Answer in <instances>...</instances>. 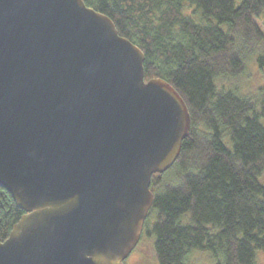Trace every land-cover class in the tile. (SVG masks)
Segmentation results:
<instances>
[{"label":"water","instance_id":"1","mask_svg":"<svg viewBox=\"0 0 264 264\" xmlns=\"http://www.w3.org/2000/svg\"><path fill=\"white\" fill-rule=\"evenodd\" d=\"M84 0H0V186L25 211L0 264H124L191 115Z\"/></svg>","mask_w":264,"mask_h":264},{"label":"trees","instance_id":"2","mask_svg":"<svg viewBox=\"0 0 264 264\" xmlns=\"http://www.w3.org/2000/svg\"><path fill=\"white\" fill-rule=\"evenodd\" d=\"M145 53V78H163L186 101L191 126L175 164L153 176L144 231L159 264H258L264 253V87L244 96L221 80L249 59L264 70V0H84ZM25 211L0 186V241ZM156 222L150 227V219ZM144 233V232H143ZM259 251V252H258Z\"/></svg>","mask_w":264,"mask_h":264},{"label":"rangeland","instance_id":"3","mask_svg":"<svg viewBox=\"0 0 264 264\" xmlns=\"http://www.w3.org/2000/svg\"><path fill=\"white\" fill-rule=\"evenodd\" d=\"M244 0H236V5L240 6ZM259 26L264 32V14L257 19ZM256 60L249 59L244 71L236 78H227L221 80V84L233 87L239 90L244 96L256 97L260 89L264 87V70L259 69ZM156 222L155 218L150 219V227ZM259 252V251H258ZM191 261L195 264H217L213 253L209 250H194L191 255ZM258 264H264V253H259L257 257ZM124 264H159L155 249V236L149 235L145 231L142 235L141 242L127 258Z\"/></svg>","mask_w":264,"mask_h":264}]
</instances>
